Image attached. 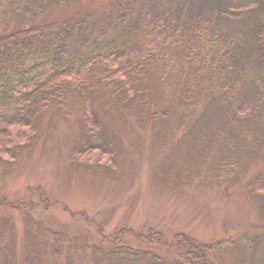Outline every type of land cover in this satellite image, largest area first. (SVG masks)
Here are the masks:
<instances>
[{
	"label": "rangeland",
	"instance_id": "374dc122",
	"mask_svg": "<svg viewBox=\"0 0 264 264\" xmlns=\"http://www.w3.org/2000/svg\"><path fill=\"white\" fill-rule=\"evenodd\" d=\"M21 1L0 4V34L81 13L101 27L117 3L188 12L185 0ZM229 1L230 22L264 11V0ZM245 50L248 60L227 77L237 86L208 88L195 105L204 112L212 104L210 125L181 118L187 105L148 123L139 99L114 94L115 84L69 99L66 115L51 104L26 126L3 120L0 264H264V96L250 118L220 110L252 104L258 56L253 42ZM160 92L146 93L153 109L175 98ZM16 110L4 108L0 119Z\"/></svg>",
	"mask_w": 264,
	"mask_h": 264
},
{
	"label": "trees",
	"instance_id": "16d2710c",
	"mask_svg": "<svg viewBox=\"0 0 264 264\" xmlns=\"http://www.w3.org/2000/svg\"><path fill=\"white\" fill-rule=\"evenodd\" d=\"M26 1L28 6L46 7L69 2ZM185 1L188 12L184 7L171 13L151 3L150 9L117 3L101 27L90 14L81 13L58 23L23 25L0 34V115H5L4 108L11 105L17 108L11 118L0 119V131L6 129L3 120L6 125L26 126L27 118L51 104L58 114L66 115L69 99L85 98L98 89H110L111 84L116 85L114 94H131V99H139L148 123L164 119L174 106L187 105L189 109L181 118L192 119L196 115L210 125L217 119L210 113L212 104L204 112L195 105L204 101L208 88L233 90L237 86V78L227 77L231 72L236 76V68L248 60L245 46L249 42H253L258 56L253 63L256 84L247 89L252 107L244 103V98L234 109L236 114L227 105L220 110L226 115L228 109L229 115L237 118L242 110L246 118L257 115L264 96L263 9L257 17L243 12L238 14L241 23L238 19L230 22L232 1ZM151 87L162 90L161 94L174 92L175 98L166 99L162 108L153 109L146 97ZM261 230L264 234V227ZM153 242L159 244L158 240ZM171 246L166 244L167 248ZM176 248L181 249L184 258L188 257L185 244L178 242Z\"/></svg>",
	"mask_w": 264,
	"mask_h": 264
}]
</instances>
